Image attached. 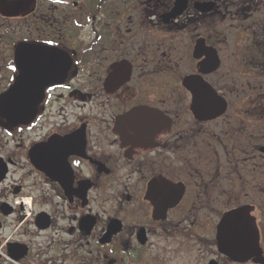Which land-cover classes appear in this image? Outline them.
<instances>
[{"label": "flooded vegetation", "instance_id": "1", "mask_svg": "<svg viewBox=\"0 0 264 264\" xmlns=\"http://www.w3.org/2000/svg\"><path fill=\"white\" fill-rule=\"evenodd\" d=\"M175 260L264 264V0H0V264Z\"/></svg>", "mask_w": 264, "mask_h": 264}, {"label": "water", "instance_id": "2", "mask_svg": "<svg viewBox=\"0 0 264 264\" xmlns=\"http://www.w3.org/2000/svg\"><path fill=\"white\" fill-rule=\"evenodd\" d=\"M12 97L14 98L15 97V89H13L12 90ZM13 104H15V105H20L18 102H16V100L14 99V101H13ZM25 105L27 104V103H24ZM14 112H16L15 110H13ZM17 113H18V110H17ZM14 114V113H13ZM15 115V114H14ZM233 214H229V217H227V220L225 221V222H227L229 219H230V217L232 216ZM229 248H227L226 249V251H228V249H231L232 251H235L236 253L238 252V250H240V249H242L241 248V242H237V243H233V246H228ZM221 250H222V248H221Z\"/></svg>", "mask_w": 264, "mask_h": 264}, {"label": "rangeland", "instance_id": "3", "mask_svg": "<svg viewBox=\"0 0 264 264\" xmlns=\"http://www.w3.org/2000/svg\"><path fill=\"white\" fill-rule=\"evenodd\" d=\"M174 263H180L181 264V261H179V260H175V262Z\"/></svg>", "mask_w": 264, "mask_h": 264}]
</instances>
